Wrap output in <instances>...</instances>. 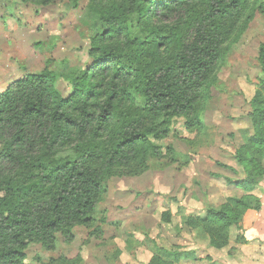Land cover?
Returning <instances> with one entry per match:
<instances>
[{
	"label": "trees",
	"instance_id": "16d2710c",
	"mask_svg": "<svg viewBox=\"0 0 264 264\" xmlns=\"http://www.w3.org/2000/svg\"><path fill=\"white\" fill-rule=\"evenodd\" d=\"M49 6L55 0H24ZM78 2L80 0H74ZM107 25L93 38L91 63L69 77L64 97L55 74H30L0 94V264H27L29 244L54 250L75 228L95 223L107 181L138 176L163 156L153 143L168 137L177 118L198 124L206 89L228 42L238 38L264 0H89ZM262 78L251 100L253 132L236 150L242 189L186 225L229 245L231 228L249 209L264 181V43ZM170 220V212H163ZM155 253L148 264H176Z\"/></svg>",
	"mask_w": 264,
	"mask_h": 264
},
{
	"label": "rangeland",
	"instance_id": "374dc122",
	"mask_svg": "<svg viewBox=\"0 0 264 264\" xmlns=\"http://www.w3.org/2000/svg\"><path fill=\"white\" fill-rule=\"evenodd\" d=\"M106 29L89 0H55L49 6L0 0V94L27 75L52 72L55 87L70 96L74 88L69 77L91 63L93 38ZM261 43L264 11L259 10L239 37L228 42L200 105V122L190 129L184 117L177 118L168 137L152 138L163 156L152 159L149 170L111 177L95 223L76 227L72 242L59 237L51 251L29 244L26 263L148 264L158 252L165 259L178 254L194 258L193 263L200 260V232L194 237L185 221L200 214V190L210 186L215 171H224L225 178L240 176L216 163L240 169L234 154L253 132L249 114L263 76ZM166 211L171 217L167 222L162 216Z\"/></svg>",
	"mask_w": 264,
	"mask_h": 264
},
{
	"label": "crops",
	"instance_id": "0c3cea01",
	"mask_svg": "<svg viewBox=\"0 0 264 264\" xmlns=\"http://www.w3.org/2000/svg\"><path fill=\"white\" fill-rule=\"evenodd\" d=\"M216 164L221 169L229 170L220 163ZM222 164L237 169L233 164ZM215 172V178H212L210 186L205 185L206 188L200 190V214L202 215L208 208H219L226 199L241 197L244 194L242 189L227 181V178L233 179L232 176L225 178L228 174L220 169ZM222 179L225 181L223 182ZM254 194L261 199V209H249L240 227L231 228L227 247L222 249L212 247L208 235L200 232V260L193 263L194 258L182 257L176 264H264V181ZM197 232L198 230H192L194 237Z\"/></svg>",
	"mask_w": 264,
	"mask_h": 264
}]
</instances>
